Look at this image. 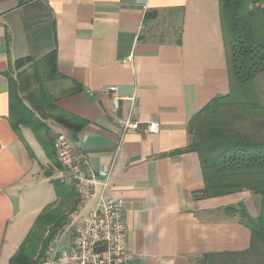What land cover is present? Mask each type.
Here are the masks:
<instances>
[{
    "label": "crops",
    "instance_id": "crops-1",
    "mask_svg": "<svg viewBox=\"0 0 264 264\" xmlns=\"http://www.w3.org/2000/svg\"><path fill=\"white\" fill-rule=\"evenodd\" d=\"M151 12L156 18L145 20ZM51 53L54 65L46 59ZM26 58L32 62L16 71L15 62ZM5 75L18 82L50 138L61 132L94 169L111 168L108 194L124 204L126 264H196L204 255L249 249V229L223 210L242 203L257 218V197L243 191L195 199L204 187L199 157L173 154L190 143L189 120L229 93L217 1L0 0V264L56 200L53 182L71 186L30 129L13 130ZM110 87L123 98L118 108L102 91ZM127 98L133 120L158 122L157 134L128 131L119 142ZM88 211L77 210L67 227L76 230ZM58 236L57 252L73 239Z\"/></svg>",
    "mask_w": 264,
    "mask_h": 264
},
{
    "label": "trees",
    "instance_id": "trees-1",
    "mask_svg": "<svg viewBox=\"0 0 264 264\" xmlns=\"http://www.w3.org/2000/svg\"><path fill=\"white\" fill-rule=\"evenodd\" d=\"M215 1L220 7L229 93L212 99L189 120L187 131L190 143L173 154L194 152L199 157L204 187L194 194L195 199H210L243 191L258 199L257 218L250 217L242 203L223 210L225 215L237 216L240 223L249 229V249L221 258L204 255L197 262L241 264L238 261L241 258L247 263L264 264V228L261 226L264 209V105L258 102L256 96L245 100L249 94L247 88L264 75V0ZM156 16V12L147 13L145 20H154ZM54 55L51 53L46 57L53 65ZM30 62V58L18 60L14 68L18 71ZM35 74L37 77V71ZM5 76L8 79V117L13 130L19 133L20 127L30 129L47 158L59 168L54 159V143L48 136L49 130L23 102L18 82L9 75ZM69 118L79 121L73 116ZM55 120L65 124L62 117ZM243 123L248 125L247 130L239 131L237 125ZM29 154L33 158L30 151ZM42 169L46 177L51 176L50 171ZM53 188L56 200L37 216L8 264L41 263L46 259L54 239L70 222V216L77 212L79 200L73 187L54 181Z\"/></svg>",
    "mask_w": 264,
    "mask_h": 264
},
{
    "label": "built area",
    "instance_id": "built-area-1",
    "mask_svg": "<svg viewBox=\"0 0 264 264\" xmlns=\"http://www.w3.org/2000/svg\"><path fill=\"white\" fill-rule=\"evenodd\" d=\"M112 96V104L118 108L123 98L116 88L102 90ZM129 112L120 122L119 142L128 131L144 135L157 134L158 122L140 124L133 120V98H127ZM56 158L61 170L79 200L78 210L89 206L88 214L76 228L69 245L61 248L39 264H126V229L124 204L108 194L110 167L94 169L77 151L72 142L61 132L53 133Z\"/></svg>",
    "mask_w": 264,
    "mask_h": 264
},
{
    "label": "rangeland",
    "instance_id": "rangeland-1",
    "mask_svg": "<svg viewBox=\"0 0 264 264\" xmlns=\"http://www.w3.org/2000/svg\"><path fill=\"white\" fill-rule=\"evenodd\" d=\"M249 91V94H247V96L245 97V100H252V98L254 96H256L258 102H260L262 105H264V75L258 77L254 84H251L250 87L247 88ZM247 91V90H246ZM249 97L251 99H249ZM237 99V98H235ZM242 100V98H241ZM247 124L243 123V124H239L237 125V129L239 131H246L247 130ZM261 226L264 228V209L262 210V214H261ZM65 232V234H69L72 238L75 235V228H68L67 225L63 228L62 232ZM60 245V237H56L53 241V245H52V249L54 251V253L56 254L57 252V248ZM47 258V257H46ZM198 261V260H197ZM237 261V260H236ZM238 261L242 262L241 264H251V263H247L246 261H242V259L238 258ZM216 263V262H215ZM215 263H211V264H215ZM196 264H206V263H202V262H196Z\"/></svg>",
    "mask_w": 264,
    "mask_h": 264
}]
</instances>
